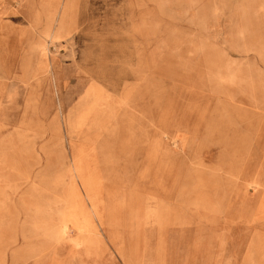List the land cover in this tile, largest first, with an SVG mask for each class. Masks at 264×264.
Returning <instances> with one entry per match:
<instances>
[{
	"label": "rangeland",
	"instance_id": "374dc122",
	"mask_svg": "<svg viewBox=\"0 0 264 264\" xmlns=\"http://www.w3.org/2000/svg\"><path fill=\"white\" fill-rule=\"evenodd\" d=\"M0 264H264V0H0Z\"/></svg>",
	"mask_w": 264,
	"mask_h": 264
},
{
	"label": "crops",
	"instance_id": "0c3cea01",
	"mask_svg": "<svg viewBox=\"0 0 264 264\" xmlns=\"http://www.w3.org/2000/svg\"><path fill=\"white\" fill-rule=\"evenodd\" d=\"M64 33V28H60V35Z\"/></svg>",
	"mask_w": 264,
	"mask_h": 264
}]
</instances>
